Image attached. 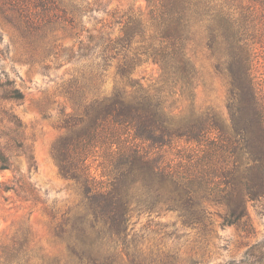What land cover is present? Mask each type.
I'll return each instance as SVG.
<instances>
[{"label": "trees", "instance_id": "1", "mask_svg": "<svg viewBox=\"0 0 264 264\" xmlns=\"http://www.w3.org/2000/svg\"><path fill=\"white\" fill-rule=\"evenodd\" d=\"M144 2L146 16L108 11L100 0H0L4 23L32 50L49 56L52 42L69 39L73 44L60 49L63 62L86 64L62 85L71 112L61 111L63 134L51 147L59 174L82 197L84 209L71 214L70 229L60 225L54 235L76 264H181L173 254L146 252L132 235L133 218L175 213L183 227L209 231L214 207L221 227L249 238L248 204L264 201V0ZM98 12L105 17L93 18ZM195 41L226 81V116L192 104L175 115L165 105L166 87L192 100L196 70L188 49ZM149 63L159 71L157 89L134 77ZM110 68L114 83L106 93L95 83ZM22 98L0 71V139L15 124L2 103ZM180 141L194 149L171 154ZM12 142L0 145V171L10 170ZM18 144L27 172L34 170L30 148ZM13 182L35 197L23 179ZM246 247L230 264H264V239ZM31 249L28 233L18 234L0 245V264H31Z\"/></svg>", "mask_w": 264, "mask_h": 264}, {"label": "rangeland", "instance_id": "2", "mask_svg": "<svg viewBox=\"0 0 264 264\" xmlns=\"http://www.w3.org/2000/svg\"><path fill=\"white\" fill-rule=\"evenodd\" d=\"M100 2L108 11L133 9L145 16L148 11L144 0ZM92 17L101 20L105 16L98 12ZM73 42L69 39L52 42L56 48L46 56L41 50H32L28 40L6 25L0 16V71L8 74L14 87L23 95L19 101L2 103L8 113L15 116V124H10L14 128L10 136H6L9 132L2 131L0 139V145L14 139V147L6 152L10 170L0 171V245L10 243L18 234L28 233L32 247L31 264H76L69 257L66 244L54 235L60 225L70 229L71 223L67 220L71 214L84 209L82 197L77 185L59 174L51 156L54 141L63 134L61 111L71 112V107L62 97V85L78 75L86 65L84 62H63L61 51ZM188 56L196 70L192 100L186 92L180 94L178 89L166 87L161 94L166 107L172 114L179 115L189 111L192 104L196 110L213 109L226 116L227 84L215 72L213 59L200 41L189 46ZM261 73L263 69L259 67L257 76L262 79ZM113 74L114 69L110 68L101 79H96L95 85L100 84V91L109 93L112 90ZM134 77L145 87L157 89L161 86L158 68L151 63L138 68ZM19 123L20 128L17 127ZM6 124L5 117L1 125ZM18 143L30 148L34 170L27 172L25 157ZM176 149L187 152L194 147L180 141L173 145L171 154ZM19 177L30 185L35 197H25L13 182ZM7 187L13 190L3 192L2 189ZM263 207L264 201L248 204L254 227V234L249 238H243L244 235L235 227H221L220 220L214 215L217 210L214 207L208 209L212 213L209 231L183 227L175 213H162L160 216H135L132 235H137L146 252L173 254L181 264H230L243 257L246 246L264 239Z\"/></svg>", "mask_w": 264, "mask_h": 264}]
</instances>
